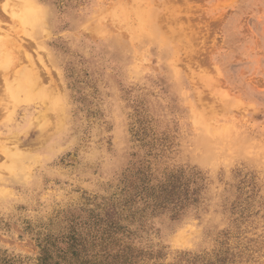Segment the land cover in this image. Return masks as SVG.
<instances>
[{"label": "rangeland", "instance_id": "1", "mask_svg": "<svg viewBox=\"0 0 264 264\" xmlns=\"http://www.w3.org/2000/svg\"><path fill=\"white\" fill-rule=\"evenodd\" d=\"M32 1L36 38L0 0L26 60L0 76V264H264V0ZM31 61L44 130L51 100L11 94Z\"/></svg>", "mask_w": 264, "mask_h": 264}, {"label": "bare ground", "instance_id": "2", "mask_svg": "<svg viewBox=\"0 0 264 264\" xmlns=\"http://www.w3.org/2000/svg\"><path fill=\"white\" fill-rule=\"evenodd\" d=\"M16 1V0H15ZM26 2V6L27 8H25L22 16H20V22H24V23H28V24H31L35 27L36 31H34V36L33 35H30L31 37H37L36 35L38 34L37 30H39L42 26V19L43 17L45 16V11L40 9L39 7H37L32 0H25ZM12 4H14V2L12 1L11 2ZM19 3V2H18ZM21 3V2H20ZM12 6V5H10ZM10 6L6 8V11L9 12L8 14L11 15L12 18H15L16 17V14H15V10L13 9L15 7V5H13L12 9H10ZM9 8V10H8ZM21 10V9H20ZM17 11V10H16ZM19 12V10H18ZM151 14V13H150ZM150 14H148V25H149V28L147 30V33L149 34L148 37L149 39L151 40H154V41H161L160 39L162 37H160L158 34H157V30L155 29V25H154V22H152L151 18H150ZM9 15V16H10ZM10 17V18H11ZM50 19V18H49ZM16 20V19H15ZM16 22V21H15ZM14 22V23H15ZM160 22V21H159ZM17 24H19V21H17ZM15 26V25H14ZM16 27V26H15ZM163 28V26H162ZM12 29V28H11ZM140 29H145V26L140 25ZM8 31V30H7ZM10 31V29H9ZM142 31V30H141ZM168 31V30H167ZM4 34V33H3ZM2 34V35H3ZM6 34V33H5ZM4 34V35H5ZM8 35V33H7ZM19 35V34H18ZM169 36V35H168ZM1 38V37H0ZM147 39V38H146ZM9 41V40H8ZM14 41V40H13ZM145 42V40H144ZM11 43L13 45H16L15 42H12L11 40ZM11 43L7 42V41H3L0 39V76H2L4 78L5 76V79H6V82L9 83V75H6L5 71L6 69L10 66V65H14V61L16 59L15 55H18V52L17 54H15L13 51V49H11ZM23 46V45H22ZM18 47V46H17ZM20 47V48H19ZM19 50L21 49V46H19ZM25 49V48H24ZM16 50V48H15ZM26 50V49H25ZM18 51V50H17ZM22 52V50H21ZM19 51V53H21ZM27 53V52H26ZM25 54V53H24ZM22 54V56L24 55ZM27 54H25L26 56ZM174 56V55H173ZM172 56V57H173ZM27 57V56H26ZM21 56L19 57L18 55V58H17V61L18 63L20 62H23L24 59H22L23 61H21ZM25 58V57H24ZM27 60H29L28 58H26ZM45 60V59H44ZM26 61V60H25ZM24 61V62H25ZM175 61V60H174ZM38 62V61H37ZM32 66L31 68V72H27V74L25 75H21L18 71L15 72L14 75H17V82H16V85H15V88L14 90L12 91V96L15 97L16 94V91L17 89L18 90H26L27 87L30 85L33 90L31 91V93L27 94L26 95V98L30 101H32V99H35V98H40V99H44V97L46 98H49L51 100L52 103H50V106L48 105H44V111H43V116L42 114L40 115V119L44 121V124L41 125V128L46 129V127L48 126L47 125V122L49 121V119L51 120V117L49 115H53L54 113H57V114H54L53 116L55 118H58V116H60L61 112H62V101H61V96L59 97L58 94L55 92L57 90V88H53V85L55 86L56 83L55 81L50 77L51 76V72L49 70H47V68L43 67V70L46 74H48L49 78L51 79V82H49V87L45 86V81H46V74L43 75V71L42 69H39L38 66H39V63H38V66L34 64L33 61L30 62ZM41 63L43 64L42 60H41ZM22 64V63H21ZM20 64V65H21ZM27 64V63H26ZM47 64V63H46ZM170 64V63H169ZM17 65V64H16ZM19 66V64H18ZM22 67V66H21ZM40 67V66H39ZM53 73V72H52ZM45 76V77H44ZM54 77V76H53ZM49 79V80H50ZM48 80V78H47ZM53 82V83H52ZM59 86V85H58ZM61 88V87H60ZM17 97V96H16ZM16 99V98H15ZM3 100V98H0V101ZM18 100V99H17ZM41 103V102H40ZM44 104V103H43ZM47 104V103H45ZM42 105V103H41ZM0 107L2 110L5 109V107L7 105L3 104V102H0ZM43 106V105H42ZM52 110L51 114L48 113V111ZM52 116V117H53ZM50 117V118H48ZM53 117V118H54ZM52 122V121H51ZM13 144V143H12ZM4 146V145H3ZM7 146V145H6ZM5 146V148H6ZM13 148V147H12ZM21 157L17 156V159H16V162H19V169L20 170H23L24 169V166L22 165V162H21Z\"/></svg>", "mask_w": 264, "mask_h": 264}, {"label": "trees", "instance_id": "3", "mask_svg": "<svg viewBox=\"0 0 264 264\" xmlns=\"http://www.w3.org/2000/svg\"><path fill=\"white\" fill-rule=\"evenodd\" d=\"M44 261L46 262V259H44ZM45 264V263H44Z\"/></svg>", "mask_w": 264, "mask_h": 264}]
</instances>
